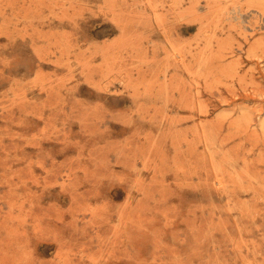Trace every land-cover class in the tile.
Listing matches in <instances>:
<instances>
[{
	"label": "rangeland",
	"instance_id": "rangeland-1",
	"mask_svg": "<svg viewBox=\"0 0 264 264\" xmlns=\"http://www.w3.org/2000/svg\"><path fill=\"white\" fill-rule=\"evenodd\" d=\"M0 264H264V0H0Z\"/></svg>",
	"mask_w": 264,
	"mask_h": 264
},
{
	"label": "bare ground",
	"instance_id": "bare-ground-1",
	"mask_svg": "<svg viewBox=\"0 0 264 264\" xmlns=\"http://www.w3.org/2000/svg\"><path fill=\"white\" fill-rule=\"evenodd\" d=\"M180 60V59H179ZM112 88V87H111Z\"/></svg>",
	"mask_w": 264,
	"mask_h": 264
}]
</instances>
